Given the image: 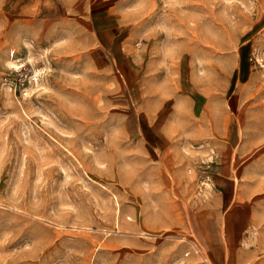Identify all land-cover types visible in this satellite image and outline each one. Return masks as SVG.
I'll list each match as a JSON object with an SVG mask.
<instances>
[{"label": "rangeland", "instance_id": "obj_1", "mask_svg": "<svg viewBox=\"0 0 264 264\" xmlns=\"http://www.w3.org/2000/svg\"><path fill=\"white\" fill-rule=\"evenodd\" d=\"M0 264H264V0H0Z\"/></svg>", "mask_w": 264, "mask_h": 264}, {"label": "bare ground", "instance_id": "obj_2", "mask_svg": "<svg viewBox=\"0 0 264 264\" xmlns=\"http://www.w3.org/2000/svg\"><path fill=\"white\" fill-rule=\"evenodd\" d=\"M217 244V243H216ZM218 247H219V245H218ZM220 249V248H219Z\"/></svg>", "mask_w": 264, "mask_h": 264}, {"label": "crops", "instance_id": "obj_3", "mask_svg": "<svg viewBox=\"0 0 264 264\" xmlns=\"http://www.w3.org/2000/svg\"><path fill=\"white\" fill-rule=\"evenodd\" d=\"M224 182H225V180H224Z\"/></svg>", "mask_w": 264, "mask_h": 264}]
</instances>
